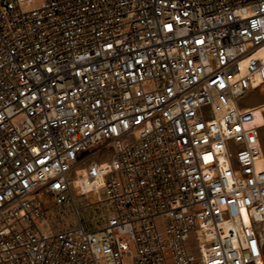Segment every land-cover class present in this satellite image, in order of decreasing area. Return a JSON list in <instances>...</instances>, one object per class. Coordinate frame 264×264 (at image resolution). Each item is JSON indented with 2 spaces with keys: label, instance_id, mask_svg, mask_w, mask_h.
Instances as JSON below:
<instances>
[{
  "label": "built area",
  "instance_id": "obj_1",
  "mask_svg": "<svg viewBox=\"0 0 264 264\" xmlns=\"http://www.w3.org/2000/svg\"><path fill=\"white\" fill-rule=\"evenodd\" d=\"M259 85L264 0H0V264H264Z\"/></svg>",
  "mask_w": 264,
  "mask_h": 264
},
{
  "label": "rangeland",
  "instance_id": "obj_2",
  "mask_svg": "<svg viewBox=\"0 0 264 264\" xmlns=\"http://www.w3.org/2000/svg\"><path fill=\"white\" fill-rule=\"evenodd\" d=\"M39 1V0H36ZM38 3V2H37ZM241 106L249 111L250 124L261 127L262 143L264 147V85L249 91L240 100ZM100 156H106V153H101ZM100 198L103 202L93 203L94 196H76L73 198L74 205L78 208L79 217L83 221V226L88 231L96 230L102 227L106 221L110 211V205L106 201V194L100 191ZM78 226V215L76 214L71 201L65 202L61 206H50L44 212V218L40 224L42 231L53 229L60 231L66 228ZM132 254H135V245L129 240ZM132 261V256H125V262Z\"/></svg>",
  "mask_w": 264,
  "mask_h": 264
},
{
  "label": "bare ground",
  "instance_id": "obj_3",
  "mask_svg": "<svg viewBox=\"0 0 264 264\" xmlns=\"http://www.w3.org/2000/svg\"><path fill=\"white\" fill-rule=\"evenodd\" d=\"M261 86H263V85H259V86H257V88H259V87H261ZM252 125H254V124H252ZM257 126V125H256ZM257 127H259V126H257ZM93 186V184L91 183V182H83L82 183V188L84 189V190H88V189H90L91 187Z\"/></svg>",
  "mask_w": 264,
  "mask_h": 264
}]
</instances>
